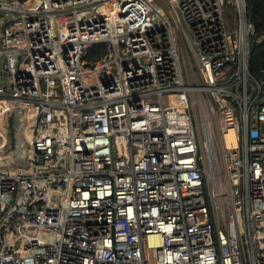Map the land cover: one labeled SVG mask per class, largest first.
<instances>
[{
  "label": "built area",
  "instance_id": "1",
  "mask_svg": "<svg viewBox=\"0 0 264 264\" xmlns=\"http://www.w3.org/2000/svg\"><path fill=\"white\" fill-rule=\"evenodd\" d=\"M254 33L245 0H0V264H264Z\"/></svg>",
  "mask_w": 264,
  "mask_h": 264
},
{
  "label": "water",
  "instance_id": "2",
  "mask_svg": "<svg viewBox=\"0 0 264 264\" xmlns=\"http://www.w3.org/2000/svg\"><path fill=\"white\" fill-rule=\"evenodd\" d=\"M2 62L4 63V60ZM24 123L23 107L16 106L3 115L1 129L6 136V144L0 148V170L4 168L27 170L29 168L30 148L23 137Z\"/></svg>",
  "mask_w": 264,
  "mask_h": 264
},
{
  "label": "trees",
  "instance_id": "3",
  "mask_svg": "<svg viewBox=\"0 0 264 264\" xmlns=\"http://www.w3.org/2000/svg\"><path fill=\"white\" fill-rule=\"evenodd\" d=\"M248 20L254 25L255 33L250 37L249 70L260 80L264 77V0H245ZM104 47L94 46L90 58L104 53Z\"/></svg>",
  "mask_w": 264,
  "mask_h": 264
},
{
  "label": "rangeland",
  "instance_id": "4",
  "mask_svg": "<svg viewBox=\"0 0 264 264\" xmlns=\"http://www.w3.org/2000/svg\"><path fill=\"white\" fill-rule=\"evenodd\" d=\"M226 20L229 23L233 33L235 31L239 30V22H238V18H237V11L235 10V8L233 6L230 5L229 1H228V5L226 6ZM191 66H195V60L192 61ZM190 68H192V67H190ZM200 118L205 121L203 116H201ZM208 127H209V125H208ZM209 130L210 129L207 128L206 122H205V131L204 132L210 133V132H208ZM203 136H204V134H203ZM210 138L212 140L211 136H210Z\"/></svg>",
  "mask_w": 264,
  "mask_h": 264
},
{
  "label": "bare ground",
  "instance_id": "5",
  "mask_svg": "<svg viewBox=\"0 0 264 264\" xmlns=\"http://www.w3.org/2000/svg\"><path fill=\"white\" fill-rule=\"evenodd\" d=\"M201 116H203V115H202V114H199V123H200V125H201V127H202V136H203V134H204V136H203V142H204V144H206V145L208 146L209 150L212 152V148H211V146H212V140H211V138H210V136L212 137V133H211L210 130L208 131V132H210V133H206V132H204V131H205V122H206V121H204L203 119H201V118H200ZM203 117H204V116H203ZM206 126H207L208 129H210V128L208 127V124H206ZM233 140H234V134H233L232 131H230V133H229V135H228V145H230L231 143H233V142H232Z\"/></svg>",
  "mask_w": 264,
  "mask_h": 264
}]
</instances>
